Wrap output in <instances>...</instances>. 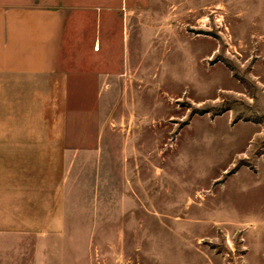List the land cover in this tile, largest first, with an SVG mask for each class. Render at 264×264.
Segmentation results:
<instances>
[{"label":"rangeland","instance_id":"374dc122","mask_svg":"<svg viewBox=\"0 0 264 264\" xmlns=\"http://www.w3.org/2000/svg\"><path fill=\"white\" fill-rule=\"evenodd\" d=\"M185 1L144 14L141 121L82 75L0 125L47 140L0 142V264H264V0Z\"/></svg>","mask_w":264,"mask_h":264},{"label":"crops","instance_id":"0c3cea01","mask_svg":"<svg viewBox=\"0 0 264 264\" xmlns=\"http://www.w3.org/2000/svg\"><path fill=\"white\" fill-rule=\"evenodd\" d=\"M166 1L86 0L82 5L81 0H0V109L7 110L0 125H14L18 110L32 102L36 105L49 98L55 107L66 99L68 105L73 78L82 75L93 76L95 81L101 125L111 124V95L116 91L125 124L131 122L130 116L141 121L144 100L138 82L144 62L142 43L144 37L161 35L154 26L145 30L144 14L151 16L163 2L169 6ZM183 7L184 13L191 12L192 0H186ZM84 9L95 16L93 21L80 23L76 14ZM133 37V47L126 49L125 41L130 43ZM86 40L88 48L84 50L81 42ZM86 61L97 63L93 73L86 69ZM3 138L0 142L8 141L9 152L41 151L42 142L47 141L39 134ZM124 210L123 215H128L129 209Z\"/></svg>","mask_w":264,"mask_h":264}]
</instances>
